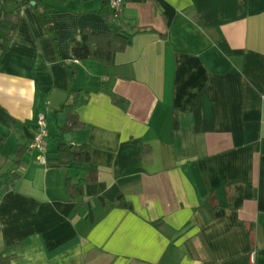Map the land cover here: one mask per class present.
I'll return each mask as SVG.
<instances>
[{"label": "crops", "instance_id": "1", "mask_svg": "<svg viewBox=\"0 0 264 264\" xmlns=\"http://www.w3.org/2000/svg\"><path fill=\"white\" fill-rule=\"evenodd\" d=\"M4 7L18 12L0 47V173H18L0 185L10 264H264V0H129L117 20L102 0H0V20ZM117 25L130 40L114 56L130 71L113 82L126 105L91 92L70 133L90 162L59 165L57 112L70 91L108 77L69 40L79 26ZM41 110L46 163L28 146ZM88 167L96 179L70 197L66 177Z\"/></svg>", "mask_w": 264, "mask_h": 264}, {"label": "trees", "instance_id": "2", "mask_svg": "<svg viewBox=\"0 0 264 264\" xmlns=\"http://www.w3.org/2000/svg\"><path fill=\"white\" fill-rule=\"evenodd\" d=\"M5 3H13L17 6L28 2L29 0H2ZM124 2L129 0H123ZM105 5L108 0H102ZM42 22L46 30L52 34L54 41L57 38V29L49 18L51 12L50 7L44 6L40 10ZM110 15V13H109ZM112 18V16L110 15ZM114 19V18H113ZM118 18H116L117 20ZM18 22V12L14 9L10 10L4 7L3 15L0 20V27L7 31V35L0 38V47L4 50L8 39L14 31ZM138 30L152 29L151 27L138 26ZM130 43L128 35L121 30L119 25L110 26L106 31L92 30L85 26H79L76 28L73 36L69 40L70 51L76 59H94L102 62L108 72V77L102 79L99 83L94 85H84L79 89L72 90L68 93V100L61 105V110L66 112V119L61 130L63 133L69 134L73 129L82 127L83 121L80 120L76 112V107L87 101L91 92L104 91L108 93L112 101L122 107H125L127 100L120 96L113 90V82L117 77L129 78L130 71L127 65L117 64L114 61L115 53L126 48ZM176 117L174 116V124H176ZM56 144L57 163L59 165L68 166L73 162L89 163L91 159V146L86 143H71L61 137L54 139ZM27 148L25 144H18L14 152V163L17 165L20 162V158L24 150ZM18 177V173L2 172L0 173V185L6 186L7 183L12 182ZM97 177V171L95 168L88 167L83 177L73 181L69 176L65 179V185L70 197H81L83 195V185L87 181L95 180ZM120 204H126L120 196ZM208 202L210 208L214 205L212 200ZM154 224L160 227L166 234L171 235L173 229L166 224L163 220H155ZM0 264H10V257L2 255L0 253Z\"/></svg>", "mask_w": 264, "mask_h": 264}, {"label": "built area", "instance_id": "3", "mask_svg": "<svg viewBox=\"0 0 264 264\" xmlns=\"http://www.w3.org/2000/svg\"><path fill=\"white\" fill-rule=\"evenodd\" d=\"M110 15L112 18H119L124 4L123 0H108ZM49 104V101H46ZM48 134L46 110H41L34 117V131L28 143L30 148L38 150L37 160L41 163H46L45 153L47 151L46 137Z\"/></svg>", "mask_w": 264, "mask_h": 264}, {"label": "water", "instance_id": "4", "mask_svg": "<svg viewBox=\"0 0 264 264\" xmlns=\"http://www.w3.org/2000/svg\"><path fill=\"white\" fill-rule=\"evenodd\" d=\"M19 10V9H17ZM56 119H57V124L58 126L61 128L63 127L64 123H65V119H66V112L65 111H58L56 114ZM63 138L65 139V141L68 142V144H71L70 141V134L68 132H65L63 134Z\"/></svg>", "mask_w": 264, "mask_h": 264}]
</instances>
